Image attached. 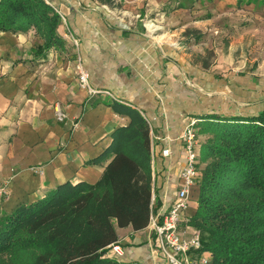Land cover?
<instances>
[{
	"label": "crops",
	"instance_id": "1",
	"mask_svg": "<svg viewBox=\"0 0 264 264\" xmlns=\"http://www.w3.org/2000/svg\"><path fill=\"white\" fill-rule=\"evenodd\" d=\"M45 1L66 17L57 28L62 47L38 54L44 40L35 27L0 30V188L7 190L0 194V210L12 212L67 182L97 183L116 154L110 150L115 132L139 114L151 134V214L161 220L180 184L185 159L180 135L189 119L264 109V97L256 98L261 87L255 77L245 84L236 73L217 75L220 63L209 68L194 62L191 46L176 41L168 24L183 20V28L200 29L206 37L201 43L219 54H244L249 46L247 51H263L264 0H116L118 7L98 0ZM152 15L156 21L164 17L167 25H147ZM67 31L79 39V47ZM225 37L230 38L228 47ZM77 53L91 85L112 95L91 96L80 87ZM58 106L67 112V122L57 121ZM76 118L79 126L72 130ZM202 135L207 136L200 134L199 141ZM165 148L171 150L169 156L162 155ZM205 165L201 160V167ZM37 166L41 172L32 169ZM197 206L193 198L191 210ZM116 229L123 248L120 259L168 264L156 253L151 221L141 230Z\"/></svg>",
	"mask_w": 264,
	"mask_h": 264
},
{
	"label": "trees",
	"instance_id": "2",
	"mask_svg": "<svg viewBox=\"0 0 264 264\" xmlns=\"http://www.w3.org/2000/svg\"><path fill=\"white\" fill-rule=\"evenodd\" d=\"M60 21L45 0H0V30L35 27L44 40L38 54L64 45ZM198 119L210 135L201 142L206 165L190 214L201 232L200 252H209L208 264H264V109ZM113 146L116 154L97 183L67 182L12 212L0 210V264H134L109 251L119 241L116 226L141 230L151 221L153 157L145 119L138 114L117 129Z\"/></svg>",
	"mask_w": 264,
	"mask_h": 264
},
{
	"label": "built area",
	"instance_id": "3",
	"mask_svg": "<svg viewBox=\"0 0 264 264\" xmlns=\"http://www.w3.org/2000/svg\"><path fill=\"white\" fill-rule=\"evenodd\" d=\"M55 10L59 13L61 19L66 22V17L62 11L57 8ZM67 36L70 37L73 45L79 47V39L71 31H67ZM75 68L80 87L87 90L91 96L98 93L112 95L109 91L99 90L91 85L90 74L85 68L79 53L75 58ZM55 117L59 122L69 120L67 112L60 106L55 110ZM79 120L76 118L71 121L72 130L78 128ZM198 125V118H190L180 135L185 159L179 174L180 184L172 205L163 214L161 220L151 214L156 253L162 256L168 264H208L210 261V257H207L203 251L200 252L202 249L200 230L195 226L189 229L188 225L190 224L182 225V221L187 219V215H190L192 195L202 174ZM170 154L171 150L169 148L162 150V155L169 156ZM32 169L38 172L42 171L40 166L32 167ZM6 193L5 187H1L0 194ZM154 199L155 197H153V205ZM109 254L115 257L123 255V248L119 241L111 245Z\"/></svg>",
	"mask_w": 264,
	"mask_h": 264
},
{
	"label": "rangeland",
	"instance_id": "4",
	"mask_svg": "<svg viewBox=\"0 0 264 264\" xmlns=\"http://www.w3.org/2000/svg\"><path fill=\"white\" fill-rule=\"evenodd\" d=\"M173 7V6H172ZM164 14L168 15L170 13V7L163 8ZM164 16V15H163ZM155 15L149 16L145 23L147 25L151 24L153 28L156 29V27H159V25H167V20H164V17H161L160 21H156ZM163 20V21H162ZM182 22H184L182 20ZM177 22L176 24H168L169 27H167L168 31L176 32L177 35L175 36L176 41L180 43H184L185 45L191 46L189 49V55L193 59L194 62L201 64L204 66V62L206 61L208 64L204 67L214 68L213 66L218 65L219 63L223 66L222 69H215L218 71H215V73L219 76L225 75L229 76L233 73L238 74V76H241L242 79H245V82L248 83V81L251 80V77H255L257 81L259 82L260 91L257 92L256 98L259 99V97H264V50H258V52H250L247 50H251V46L247 47L246 52L244 54L242 53H236V54H230L224 52V54H219L211 48L210 46H206L205 44L201 43L203 40L205 41L204 34H202L200 29L197 28H191L186 27L183 28V23ZM163 27V26H162ZM170 28V29H169ZM183 28V29H182ZM217 40V39H215ZM225 45H229L230 38L225 37L222 39ZM260 41V40H259ZM261 43V42H260ZM217 44V43H215ZM198 49V50H197ZM223 57L224 61L220 62V58ZM233 59V61H229ZM199 133L203 134L201 132V126L198 125ZM202 135L200 137V141H204L205 137L208 138L210 135L206 134ZM201 153V151H200ZM203 161V160H202ZM205 162V161H203ZM204 167H201L203 169ZM202 174L200 176V179L197 182V187H195L194 195H192V199L196 198V195L199 191V184L201 180ZM192 211L190 210L189 214H191ZM189 216V219H188ZM185 222V224H184ZM184 225H192L190 222V215H187V219L183 220ZM193 226V225H192ZM204 254L207 257H210L209 252L204 251Z\"/></svg>",
	"mask_w": 264,
	"mask_h": 264
}]
</instances>
